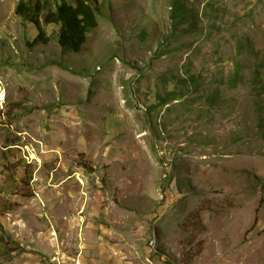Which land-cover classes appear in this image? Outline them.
Segmentation results:
<instances>
[{
  "label": "rangeland",
  "instance_id": "rangeland-1",
  "mask_svg": "<svg viewBox=\"0 0 264 264\" xmlns=\"http://www.w3.org/2000/svg\"><path fill=\"white\" fill-rule=\"evenodd\" d=\"M89 2L0 0V264H264V0Z\"/></svg>",
  "mask_w": 264,
  "mask_h": 264
},
{
  "label": "trees",
  "instance_id": "trees-1",
  "mask_svg": "<svg viewBox=\"0 0 264 264\" xmlns=\"http://www.w3.org/2000/svg\"><path fill=\"white\" fill-rule=\"evenodd\" d=\"M174 0L172 13L177 16L182 12L180 4L176 5ZM15 11L23 20L30 21L36 25L38 35L34 41L46 42V32L43 30L40 18L45 11L43 22L45 24L57 23L60 25L59 43L64 49L79 52L82 45L86 41L89 30L97 26V16L95 8L90 4L89 0H74L70 3L66 0H21L17 3ZM177 98H172L175 100ZM166 100V99H164ZM165 105L168 100L163 102ZM154 241V240H150Z\"/></svg>",
  "mask_w": 264,
  "mask_h": 264
},
{
  "label": "built area",
  "instance_id": "built-area-1",
  "mask_svg": "<svg viewBox=\"0 0 264 264\" xmlns=\"http://www.w3.org/2000/svg\"><path fill=\"white\" fill-rule=\"evenodd\" d=\"M20 1L21 0H16L17 3L20 2ZM153 242L154 241H151L152 244H153ZM73 264H82L81 258L79 257V258L75 259L74 262H73Z\"/></svg>",
  "mask_w": 264,
  "mask_h": 264
}]
</instances>
